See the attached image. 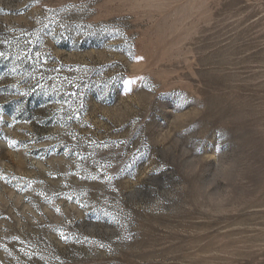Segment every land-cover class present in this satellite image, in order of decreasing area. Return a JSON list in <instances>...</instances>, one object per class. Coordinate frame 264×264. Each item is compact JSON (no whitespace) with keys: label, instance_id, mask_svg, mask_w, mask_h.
<instances>
[{"label":"rangeland","instance_id":"374dc122","mask_svg":"<svg viewBox=\"0 0 264 264\" xmlns=\"http://www.w3.org/2000/svg\"><path fill=\"white\" fill-rule=\"evenodd\" d=\"M0 264H264V0H0Z\"/></svg>","mask_w":264,"mask_h":264}]
</instances>
